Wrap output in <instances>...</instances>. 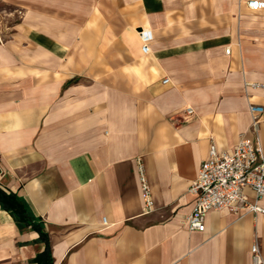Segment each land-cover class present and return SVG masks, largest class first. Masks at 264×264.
Segmentation results:
<instances>
[{"label": "crops", "instance_id": "crops-1", "mask_svg": "<svg viewBox=\"0 0 264 264\" xmlns=\"http://www.w3.org/2000/svg\"><path fill=\"white\" fill-rule=\"evenodd\" d=\"M251 104L264 8L245 0H0V186L42 221L52 264H253L254 242L264 264V213L184 224L201 162L251 135ZM257 134L264 152V113ZM44 248L0 206V264Z\"/></svg>", "mask_w": 264, "mask_h": 264}, {"label": "built area", "instance_id": "built-area-1", "mask_svg": "<svg viewBox=\"0 0 264 264\" xmlns=\"http://www.w3.org/2000/svg\"><path fill=\"white\" fill-rule=\"evenodd\" d=\"M245 3L251 10L264 8V0H245ZM138 34L141 50L146 53L149 51L151 33L142 29ZM225 51L228 53L229 49ZM186 111L189 114L192 112L191 108ZM249 113L251 135L241 134L237 144L229 151H217L212 145L209 157L201 162L197 177L189 187V192L195 198L192 212L184 218V224L189 230L204 231L205 216L212 210L244 209L255 214L264 213V208L257 203L264 196V152L257 134L264 109L260 105L251 104ZM138 172L144 201L143 211L147 213L151 211L153 201L139 160ZM246 189L253 192L255 200L248 198ZM251 259L253 264H262L257 242L251 246Z\"/></svg>", "mask_w": 264, "mask_h": 264}, {"label": "trees", "instance_id": "trees-1", "mask_svg": "<svg viewBox=\"0 0 264 264\" xmlns=\"http://www.w3.org/2000/svg\"><path fill=\"white\" fill-rule=\"evenodd\" d=\"M0 206L13 218L18 228L27 227L38 233V237L45 243V248L34 258L38 264H52L50 243L47 233L43 230V223L35 218L26 204L11 191H5L0 186Z\"/></svg>", "mask_w": 264, "mask_h": 264}]
</instances>
